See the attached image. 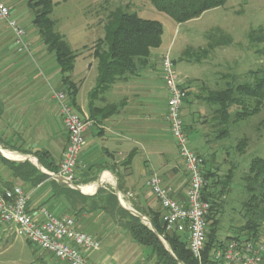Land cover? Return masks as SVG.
<instances>
[{
	"label": "crops",
	"instance_id": "obj_1",
	"mask_svg": "<svg viewBox=\"0 0 264 264\" xmlns=\"http://www.w3.org/2000/svg\"><path fill=\"white\" fill-rule=\"evenodd\" d=\"M3 1L11 8V17L26 29L30 45L29 53L18 52L11 29L0 20V138L17 148L11 150L0 145L3 156L17 162L29 160L39 167L34 155L19 149H47L59 168L68 142L63 116L53 97L55 91L66 88L60 66L32 27L34 16L30 19L18 14V4L13 0ZM163 53L161 46L154 49L149 63L136 74L117 80L107 90L94 95L97 60L91 50L83 63L78 62L77 56L71 77L77 86L73 105L76 112L91 123L85 133L76 185L57 180L51 176L53 172L39 167L52 179L86 196L95 195L101 187L114 189L122 207L133 209L150 223L151 213L162 211L159 201L147 187L154 173L162 177L171 196L180 202L186 201L189 185V176L165 119L169 93L161 70ZM186 53L187 50L182 52V56ZM194 60L200 62L197 57ZM94 63L95 70L92 69ZM217 73L206 78L186 73L184 79L178 74L180 84L188 91L183 117L189 139L190 133H196L195 142L205 148L210 142L207 136L210 135L208 122L212 119V107L204 97L208 90L217 89ZM0 174L5 182L24 187L30 195L31 209L39 211L45 206L57 214H69L76 219L80 230L99 238L101 246L88 253L90 261L156 264L152 249L138 244L129 230L105 209L73 208L65 197L55 193L50 179L32 186L14 177L5 166L1 167ZM40 260L43 264L62 263V260L48 257Z\"/></svg>",
	"mask_w": 264,
	"mask_h": 264
},
{
	"label": "trees",
	"instance_id": "obj_2",
	"mask_svg": "<svg viewBox=\"0 0 264 264\" xmlns=\"http://www.w3.org/2000/svg\"><path fill=\"white\" fill-rule=\"evenodd\" d=\"M154 6L170 15L177 23H185L200 17L204 12L222 6L227 0H150ZM28 5L34 13L33 25L36 28L42 43L52 53L60 66L62 81L65 91L74 103L77 86L72 81V72L78 53L75 52L64 36L56 30V21L51 17L56 2L53 0H29ZM105 35L94 46L93 55L97 60V83L92 95L110 88L117 80L136 74L142 67L149 63L152 51L162 45L164 26L155 19L143 18L135 12H130L122 7H117L109 12L104 23ZM221 33L222 37L211 41L208 48L203 50V55L220 46L231 42L220 30L211 31ZM259 39V38H258ZM202 55L197 53V59ZM253 77L251 81L243 83L226 82L223 87L208 90L204 100L212 107L210 129L216 131L214 139L220 140L230 135V128L239 122L248 120L258 114L264 103V69L250 70ZM262 123L264 124V118ZM210 134V132H209ZM207 137H210L208 135ZM247 139L241 138L236 148L243 150ZM0 145L6 149H17L9 141L0 138ZM22 153L34 155L41 166L51 172H57L58 166L53 155L47 149H19ZM205 157L204 176L207 186L204 198L211 202L208 214V232L202 263H200L188 248L186 235L177 231H167L162 220V211L150 215L155 231L140 217L122 207L115 190L101 187L93 196L83 195L79 190L73 189L63 182L52 179L39 167L29 160L22 162L7 159L0 152L1 167L5 166L12 171L14 177L37 186L50 179L57 195L65 197L73 208L89 207L91 210L105 209L111 217L127 228L132 238L143 246L150 247L156 264H214L213 252L217 247L226 244L231 239H259L264 237V156H254L249 164L248 172L244 175V190L247 194L243 202L244 223L236 227L233 235L228 239H221L218 234L220 213L223 211L224 196L233 181V169L225 174L220 172L218 166L213 165L215 153ZM1 175V174H0ZM0 181L6 187L12 183L5 182L0 176ZM159 236L168 243L167 248ZM30 242V241H29ZM31 243V242H30ZM176 258L172 255V253Z\"/></svg>",
	"mask_w": 264,
	"mask_h": 264
},
{
	"label": "rangeland",
	"instance_id": "obj_3",
	"mask_svg": "<svg viewBox=\"0 0 264 264\" xmlns=\"http://www.w3.org/2000/svg\"><path fill=\"white\" fill-rule=\"evenodd\" d=\"M28 1L13 0V3L18 4V14H25L27 18L32 19L34 13L28 7ZM53 1L57 3L51 14L56 21V30L79 54L80 63L85 61L83 59L90 50L94 51V42L104 37V23L109 12L120 6L143 18L155 19L163 24L161 50L164 53L169 52L171 58L176 61V70L182 79L186 73L192 77L206 78L218 71L216 84L217 88H220L228 81H251L253 77L249 74L250 70L264 69V0H227L224 5L181 24L167 13L158 10L150 0ZM28 24L26 21L25 25ZM217 29L222 31L226 38L230 37L231 42L214 48L205 56L203 50L208 48L210 42L222 37L221 33L216 32L211 38L208 37L211 31ZM186 50L188 53L182 56V52ZM197 53L202 55L200 62L194 60ZM95 65L94 63L93 70ZM87 86L81 90V97ZM263 118L264 103L258 114L232 126L230 135L225 138L214 139L216 131L210 129L207 148L197 145L196 133H190L189 146L197 148L207 157L215 153L213 165L218 166L222 174L230 168L233 169V181L229 189L227 188L228 192L221 197L224 206L219 215L218 234L223 240L233 235L236 227L245 221L242 205L247 194L243 178L248 172L251 159L254 156H264ZM244 137L247 139L246 147L238 150L237 143ZM142 221L150 226L146 217ZM160 237L169 248L167 241ZM46 257L57 259L30 243L26 237L17 235L12 225L0 222V264H43L40 259ZM61 264L68 263L62 261Z\"/></svg>",
	"mask_w": 264,
	"mask_h": 264
},
{
	"label": "built area",
	"instance_id": "obj_4",
	"mask_svg": "<svg viewBox=\"0 0 264 264\" xmlns=\"http://www.w3.org/2000/svg\"><path fill=\"white\" fill-rule=\"evenodd\" d=\"M0 20L11 29L18 52L29 53L26 29L11 17V8L3 0H0ZM161 70L169 93L165 119L189 176L187 198L184 202L173 198L162 177L156 173L147 181V187L160 203L166 230L184 233L189 250L202 263L208 232L207 217L211 209V202L204 198L207 186L205 157L189 146L183 117L188 91L179 82L176 65L169 52L161 56ZM53 97L63 116L68 142L58 171L51 174L75 186L79 158L86 142L85 133L91 121L76 112L66 91L57 90ZM29 201L30 195L22 185L6 187L0 181V222L12 225L17 235L26 237L42 251L68 264H103L90 261L88 257V253L101 246L99 238L80 230L73 216L57 214L45 206H41L39 211L33 210ZM213 260L214 264H264V237L231 239L214 250Z\"/></svg>",
	"mask_w": 264,
	"mask_h": 264
},
{
	"label": "water",
	"instance_id": "obj_5",
	"mask_svg": "<svg viewBox=\"0 0 264 264\" xmlns=\"http://www.w3.org/2000/svg\"><path fill=\"white\" fill-rule=\"evenodd\" d=\"M0 152L3 154V150L1 149V147H0ZM36 163H37V165L41 168V165H40V162H39L38 159H36ZM51 176H52L53 178L57 179V180L62 181V179H61L60 177H58V176H54V175H52V174H51ZM76 187H77V186H76ZM130 211H131L133 214H135V215H137L138 217H140L141 219H144V216L141 215L140 213L134 211L133 209H130ZM149 223H150V221H149ZM150 227L155 231V229H154L152 223H150ZM159 237H160V236H159ZM160 239H161V237H160ZM161 240H162V239H161ZM167 248H168V247H167ZM171 253H172V255L176 258V256L173 254V252H171ZM178 262H179V264H185V263H183L182 261H178Z\"/></svg>",
	"mask_w": 264,
	"mask_h": 264
}]
</instances>
